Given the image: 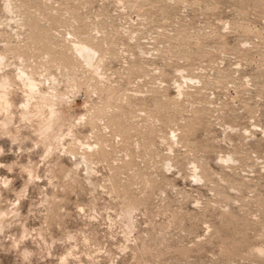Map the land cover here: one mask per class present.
Here are the masks:
<instances>
[{"label":"rangeland","instance_id":"1","mask_svg":"<svg viewBox=\"0 0 264 264\" xmlns=\"http://www.w3.org/2000/svg\"><path fill=\"white\" fill-rule=\"evenodd\" d=\"M0 55V264H264V0H0ZM20 68L70 99L49 152Z\"/></svg>","mask_w":264,"mask_h":264},{"label":"bare ground","instance_id":"2","mask_svg":"<svg viewBox=\"0 0 264 264\" xmlns=\"http://www.w3.org/2000/svg\"><path fill=\"white\" fill-rule=\"evenodd\" d=\"M71 48L73 49L75 55L82 60V62L85 66L93 69V71L96 73L97 77L101 76L98 73L99 72L98 71L99 64L101 61V57L99 55L98 49L92 47L91 45H89L85 42H80V41L72 42ZM2 59H3V57H2V55H0V73H1L0 74V127H1V130L2 129L7 130L13 121L14 113H13V109H12L13 101H12L11 96H10V94H11L10 77H9L8 72L2 70L3 69L2 68ZM16 76H17V79L19 80V82H21V84L24 87L23 98H22L20 105H19V116L23 120H28V121L35 120L36 121V131H37L39 137L41 138V140L46 143V151L45 152H49V151H51L49 141L51 139H55L56 141L61 143L63 140V137L65 135L64 133H63L64 135L61 134L60 127L62 126L61 122L66 120L67 115L69 113H71V107L69 105L70 101H68L70 99L68 96H67V98H65L64 96L57 94V92L47 94L45 91H43L41 89L40 82L37 81L33 76H31L23 68L18 69ZM101 78L103 79L104 77L101 76ZM104 79L108 80L107 77H105ZM187 79L191 81L193 78L191 79L189 77ZM107 80H105V81H107ZM181 86H182V84L178 85V91L176 90L177 93H179V94H182ZM81 116H82V114H81ZM69 128H68V130H69ZM69 131L70 132H68V135H70V139H72L74 133L71 129ZM174 137L175 136H173V139H172L173 141H174ZM172 140L170 139V141H172ZM78 141L76 140V142H78ZM86 146L88 148H91L93 146V144L92 145L87 144ZM67 152L70 154V151H67ZM73 157L71 159H73ZM86 157L87 156H85V155H80V157H78V158L76 157L75 161L77 163V162H79V160H81L86 164L85 173L87 174V176L85 178L87 179V181L89 183H93L91 174L93 173L94 170L89 166L90 164H88V160L86 159ZM220 159H221V161H226V162L227 161H233V163H234L233 156H231L229 154L224 156V157H221ZM167 162H169V161H167ZM80 163H82V162H80ZM168 164L169 163H167V165L165 167L169 168L170 165H168ZM74 166H76V165H74ZM263 167H264V165H263ZM197 169H198L197 166H193L192 171L194 172ZM26 172H28V177H27L25 183H27L32 178L31 170H28V171L26 170ZM191 175L193 177H196L195 179L201 177L198 173H195V172L192 173ZM36 176H38V175H36ZM197 180L199 181V179H197ZM3 181L7 182L8 179H5ZM24 186H26V184ZM13 212H15V210ZM4 215H5V211L0 209V223H1V219ZM130 215H131V213H128V217H127L128 220L130 219ZM129 222L127 223V225L129 224ZM129 225L131 226V224H129ZM129 225H128V227H129ZM254 249L258 252L264 251V247H262V246H256V247H254Z\"/></svg>","mask_w":264,"mask_h":264}]
</instances>
